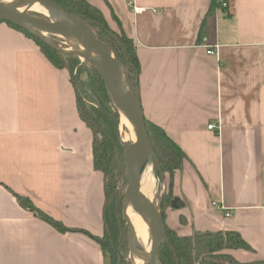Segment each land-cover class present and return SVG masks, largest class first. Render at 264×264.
Listing matches in <instances>:
<instances>
[{
    "label": "crops",
    "instance_id": "0c3cea01",
    "mask_svg": "<svg viewBox=\"0 0 264 264\" xmlns=\"http://www.w3.org/2000/svg\"><path fill=\"white\" fill-rule=\"evenodd\" d=\"M87 1L133 39L144 119L186 155L172 176L184 206H168L165 225L179 235L236 230L251 250L227 252L264 259V0H228L199 41L210 0ZM92 140L67 69L0 21V264H108L96 240L105 183ZM11 191L71 230H56Z\"/></svg>",
    "mask_w": 264,
    "mask_h": 264
},
{
    "label": "trees",
    "instance_id": "16d2710c",
    "mask_svg": "<svg viewBox=\"0 0 264 264\" xmlns=\"http://www.w3.org/2000/svg\"><path fill=\"white\" fill-rule=\"evenodd\" d=\"M53 1L59 3L67 12L87 22L95 32H97L98 38L112 47L119 60L124 64L130 80L135 82L138 86L140 61H138L136 55V46L134 45L133 39L128 37L125 31H123L121 22L117 17L112 14L113 20L117 23V28L114 29L110 26L105 16H103L101 10L87 0ZM227 7L228 0H210L205 12L206 14L199 25L197 41L202 40V38L206 36L208 31L207 21L214 15L215 10H226ZM38 15L49 19L42 14ZM0 21L6 22L9 26L33 38L50 63L55 67L65 68L69 72V78L74 88V93H76V108L78 114L82 122L85 123L92 132L93 168L101 171L104 176L105 200L102 209L104 234L100 239L96 240L100 243L105 255L109 248L108 251H110L114 257V264H123L120 263V259L118 260L116 257V255H118V250L113 242L116 241L117 234L120 231L119 227L123 223V215L121 212L123 194L117 191L116 178L121 176V163L122 161L124 162V144L118 136V114L112 106L110 95L101 77L92 69L100 79L98 83L101 87L100 91L103 92L102 96L107 101L102 103V109H95L83 101V91L78 88L77 82L71 77L70 68H68L62 60L64 58L69 59L73 55L70 56L61 53L43 39L30 34L12 22ZM145 121L147 135L151 140L154 151H156L162 171L163 173L167 171L170 174L167 193L164 195L165 198L163 203L167 200H169V202L167 201L166 204L162 206L164 237L158 252L161 264H264V259L239 261L232 254L227 252L229 249L251 250V246L245 239H242L236 230L204 231L192 235H179L174 229L165 225V209L170 206L173 198L172 176L174 171L181 168L182 161L185 159L186 155L160 126L152 121L146 119ZM11 192L20 205L32 211L44 221L49 222L56 230L60 232L71 230L60 221L43 213L28 197L13 191ZM77 230L89 235V233L84 230Z\"/></svg>",
    "mask_w": 264,
    "mask_h": 264
},
{
    "label": "water",
    "instance_id": "95a60500",
    "mask_svg": "<svg viewBox=\"0 0 264 264\" xmlns=\"http://www.w3.org/2000/svg\"><path fill=\"white\" fill-rule=\"evenodd\" d=\"M19 1L23 4L41 5L53 14L54 19L38 17L32 15L27 10L20 11L17 6H9L4 2L0 4V20L12 22L30 34L43 39L53 48H56L57 41L50 38V35H57L63 38L65 43H72L77 47L80 53L77 51L68 53L66 50L64 52L68 54L75 53L82 62L88 64L97 72L110 95L112 105L119 116V120L123 119L126 121L124 127L127 133L132 136L135 145L134 151H136V156L132 159L128 155V150L123 141L127 184L123 192L122 212L129 227L130 257L132 253L136 252V248L133 245V240L136 239V232L127 216L126 211L129 207L142 216L146 227H148L150 245L148 252L143 255L146 259V262L143 264H161L158 252L164 237L162 203L165 198V190L161 194L158 207L151 208L148 202L138 193V178L143 170L152 163L156 168L158 181L163 183L164 186L165 181L156 151H154L151 140L147 135L146 121L140 102L138 86L130 80L124 64L119 60L112 47L108 46L103 40H100L97 33L83 19L67 12L59 3L53 0ZM37 32L45 33L46 37ZM88 51H91L94 56H90ZM183 206L184 202L180 197L174 196L172 198L170 203L171 208L179 209ZM120 263H122L121 258Z\"/></svg>",
    "mask_w": 264,
    "mask_h": 264
},
{
    "label": "rangeland",
    "instance_id": "374dc122",
    "mask_svg": "<svg viewBox=\"0 0 264 264\" xmlns=\"http://www.w3.org/2000/svg\"><path fill=\"white\" fill-rule=\"evenodd\" d=\"M29 13H31L35 16H39V17L41 16V15H38L37 13L32 12V11H29ZM97 36H98V34H97ZM50 38L57 41L56 42L57 46L55 45L56 46L55 49L59 50L61 53L65 54V55H70V56L73 55L69 59L64 58L62 60L64 61L65 65L68 68H70L71 77L77 82L78 88L81 91H83V98H84L83 101L87 105L94 107L95 109H102L103 108L102 103L103 102L105 103L107 101L102 96L103 92L100 91L101 87L98 84L100 79L96 75L95 71L92 70L93 68L90 67L88 64L82 62V60L79 58V56L76 55L75 53L68 54L70 51H68L69 48L65 44V40L63 38H61L57 35L56 36L50 35ZM64 50L68 51V53L64 52ZM103 99H104V101H103ZM118 122H119V116H118ZM124 133H127V131L125 128L121 129V125L119 122L118 136L120 137V139L122 141H123L122 137H124V135H125ZM163 175H164V181H165L164 190H165V193H167V186L169 183L168 180L170 178V174H169V172L166 171L163 173ZM126 184H127V182H126V178H125V167H124V162L122 161V163H121V176L120 177L118 176L116 178V188L120 194L121 193L123 194L125 187H126ZM167 201L169 202V200H167ZM166 202L162 203V206H164L166 204ZM121 212H122V209H121ZM122 215H123V212H122ZM119 228H120V231L117 234V239H116V241L113 242L115 247L118 250V255H116V257L118 258V260L121 258L123 264H133L131 257H130L129 227L127 226V223H126V220L124 219V217H123V223ZM108 250H109V248L107 249V253H106V258H108V264H110V263L114 264L113 254H111V252Z\"/></svg>",
    "mask_w": 264,
    "mask_h": 264
},
{
    "label": "bare ground",
    "instance_id": "6f19581e",
    "mask_svg": "<svg viewBox=\"0 0 264 264\" xmlns=\"http://www.w3.org/2000/svg\"><path fill=\"white\" fill-rule=\"evenodd\" d=\"M4 2H6V4H8L9 6L10 5L17 6L20 11H25V10H27L28 12L32 11L37 14H42L45 17L54 19L53 14L49 10L42 7L41 5L39 6V5L26 4V3L23 4L19 0H9V1L0 0V4H3ZM37 33L46 37L45 33H42V32L41 33L37 32ZM65 44L69 48L68 51L70 52L77 51L80 53V50L77 47H75L72 43L67 42ZM88 54L92 57L94 56V54L91 51H88ZM119 122L121 125V129L125 128L124 124H126V121L121 119L119 120ZM124 134L125 135L122 138L128 150L127 151L128 155L132 159H134L136 156V151H134L135 149V145L133 143L134 140L132 136H130V134L128 133H124ZM138 182H139L138 183L139 195L148 202V205L151 208L152 207L157 208L158 203L161 198V194L164 190V184L158 181L157 175H156V168L152 163L148 165L143 170V172L140 174L138 178ZM126 212L131 222V225L136 232V239L133 240V245H134V248H136V252L132 253L131 255L133 264H143L146 262V259L145 257H143V255L148 252L149 245H150L148 227H146L142 216L138 212H135L131 207H129Z\"/></svg>",
    "mask_w": 264,
    "mask_h": 264
},
{
    "label": "built area",
    "instance_id": "2783aa9c",
    "mask_svg": "<svg viewBox=\"0 0 264 264\" xmlns=\"http://www.w3.org/2000/svg\"><path fill=\"white\" fill-rule=\"evenodd\" d=\"M133 7V11L134 12H142L144 9L136 7L135 5L132 6ZM216 46H213L211 48L208 49L207 53H212L215 51ZM215 127V125L213 123H211L208 126V129ZM212 207H214L215 209L221 210V211H225V217H228L230 215V209H226L221 203L213 201L212 202Z\"/></svg>",
    "mask_w": 264,
    "mask_h": 264
}]
</instances>
